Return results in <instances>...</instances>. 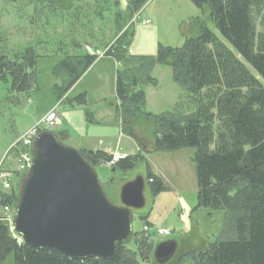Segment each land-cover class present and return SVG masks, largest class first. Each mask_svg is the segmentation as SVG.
<instances>
[{
    "label": "trees",
    "instance_id": "trees-1",
    "mask_svg": "<svg viewBox=\"0 0 264 264\" xmlns=\"http://www.w3.org/2000/svg\"><path fill=\"white\" fill-rule=\"evenodd\" d=\"M149 1L127 0L124 11L113 15L115 35L109 41L90 37L89 41L55 44L51 57L56 63L50 71L54 99L84 105V94L72 100L67 97L97 61L84 47L108 49L104 57L119 66L115 96L122 132L134 137L136 125L144 120L152 128V152L194 150L197 208L224 212L216 241L204 252H177L173 264H264V0H189L200 10L208 9L209 19L225 43L197 17L190 22L197 36L185 39L180 48L159 45L154 58L129 53L133 19ZM43 45L46 43L11 50L6 31L0 28V81L9 80L12 92L28 95L38 91L37 65L43 58L39 54L45 51ZM156 65L170 69L186 102L182 99L173 110L159 115L145 111L143 91L146 86H157L152 77ZM16 152L12 148L9 153ZM79 153L94 169L113 161L103 151ZM143 160L139 154L127 156L110 169L127 173ZM146 183L153 196L166 190L148 166ZM14 185L0 201L11 210L18 198ZM128 242L132 249L125 246L127 242L118 245L111 261H76L56 251L18 243L0 220V264L7 260L10 264H140L138 259L153 260L157 244L150 234H133Z\"/></svg>",
    "mask_w": 264,
    "mask_h": 264
},
{
    "label": "rangeland",
    "instance_id": "rangeland-1",
    "mask_svg": "<svg viewBox=\"0 0 264 264\" xmlns=\"http://www.w3.org/2000/svg\"><path fill=\"white\" fill-rule=\"evenodd\" d=\"M126 1L0 0V28L6 31L11 50L27 44L46 43L42 46L45 51H39L43 58L37 65L36 93L33 90L28 95L16 94L10 90L9 80L7 83L0 81V164L13 167L10 161L12 154L8 153L12 151V146L28 129L36 126L48 111L55 109L58 124L48 131L64 147L76 152L86 148L96 151L109 149L113 154L112 162L119 159L115 152L128 156L139 154L144 159L127 173L112 172L110 166L116 162L93 168L106 199L113 206H120L118 196L124 184L136 177L144 179L145 205L140 210L131 211L132 234H140L143 226H147L155 244L176 241L175 254L181 250L204 252L219 237L224 212L197 208L192 162L194 150L168 154L152 152V128L144 120L136 125L134 137L122 132L117 113L111 107L118 105L112 59H97L68 92L70 100L85 94L84 105H69L62 100L57 102L51 91L55 82L50 74L56 63V58L51 57L55 44L59 41L84 42L89 41L90 37L109 41L115 35L113 15L117 10L124 11ZM197 17L225 43L210 21L207 8L200 10L189 0H150L133 19L129 53L154 58L159 45L180 48L185 39L197 36L196 29L190 28L191 20ZM152 77L156 79L157 86L143 89L145 100H148L145 106L147 113L159 115L173 110L182 99L186 103L184 94L172 81L168 67L156 65ZM139 145L141 149H138ZM147 166L166 187V190L154 196L146 183ZM20 185V182L14 185L17 192ZM157 228L166 230L170 235L163 238L155 236ZM125 246L132 249L131 242ZM138 261L140 264H157L154 260ZM10 262L7 260L4 264ZM166 264H173V259Z\"/></svg>",
    "mask_w": 264,
    "mask_h": 264
},
{
    "label": "water",
    "instance_id": "water-1",
    "mask_svg": "<svg viewBox=\"0 0 264 264\" xmlns=\"http://www.w3.org/2000/svg\"><path fill=\"white\" fill-rule=\"evenodd\" d=\"M31 154L32 166L15 206L14 230L23 245L56 251L76 261L113 260L115 248L133 235L131 211L145 205L144 179L136 177L124 184L118 196L120 206H113L94 169L51 132L39 134ZM176 250L174 240L158 243L153 260L166 264Z\"/></svg>",
    "mask_w": 264,
    "mask_h": 264
},
{
    "label": "built area",
    "instance_id": "built-area-1",
    "mask_svg": "<svg viewBox=\"0 0 264 264\" xmlns=\"http://www.w3.org/2000/svg\"><path fill=\"white\" fill-rule=\"evenodd\" d=\"M148 23L149 22H144V24ZM84 50L99 59L105 56L108 49L104 51H92L90 47L85 46ZM57 124V114L55 113V109H51L36 126L28 129L12 146L13 149L17 151L16 155L11 153L12 157L10 161L13 163V167L4 166L3 163L0 164V201L2 198L1 196L6 195L11 190L15 181L16 183H22L23 179L30 172L32 166V147L36 138L39 134L53 129ZM40 125H42L41 129L39 128ZM113 163L114 162H111L110 164ZM20 177L21 179L18 181ZM14 219L15 210H11L9 206H4L0 202V220L6 224L11 236L18 243H22L21 238L15 233ZM143 233L145 236L150 234L148 227L143 228ZM154 235L163 238L170 234L166 230L157 228L154 231Z\"/></svg>",
    "mask_w": 264,
    "mask_h": 264
},
{
    "label": "crops",
    "instance_id": "crops-1",
    "mask_svg": "<svg viewBox=\"0 0 264 264\" xmlns=\"http://www.w3.org/2000/svg\"><path fill=\"white\" fill-rule=\"evenodd\" d=\"M112 66H113V69H114V71H115V73H116V71L118 70V68H119V66H118V64L114 61V60H112ZM85 95V94H84ZM148 104V100H147V98H146V105ZM114 110H115V112H116V105L114 104L113 106H111ZM138 149H140L139 148V146H138ZM138 149H137V151H138ZM86 150H91V149H89V148H86ZM92 151H96V150H92ZM99 151H103V152H106V153H109V154H111L112 156H113V154H112V152L109 150V149H105V150H99ZM115 155H117V157H127L128 155H125V153H120V152H115L114 153ZM129 156H132V155H129Z\"/></svg>",
    "mask_w": 264,
    "mask_h": 264
},
{
    "label": "flooded vegetation",
    "instance_id": "flooded-vegetation-1",
    "mask_svg": "<svg viewBox=\"0 0 264 264\" xmlns=\"http://www.w3.org/2000/svg\"><path fill=\"white\" fill-rule=\"evenodd\" d=\"M142 146L141 145H139V148H141Z\"/></svg>",
    "mask_w": 264,
    "mask_h": 264
}]
</instances>
